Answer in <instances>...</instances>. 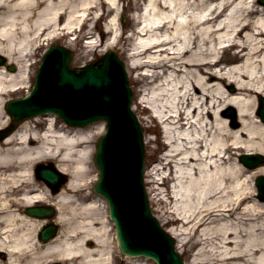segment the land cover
<instances>
[{
	"label": "bare ground",
	"instance_id": "6f19581e",
	"mask_svg": "<svg viewBox=\"0 0 264 264\" xmlns=\"http://www.w3.org/2000/svg\"><path fill=\"white\" fill-rule=\"evenodd\" d=\"M105 7L113 13L109 29L115 36L105 39L102 32V39L105 46L117 47L124 39L119 0H0V53L18 66L17 73L0 67V129L10 119L3 110L8 91L29 77V47L41 44L43 35L45 40L57 35L58 29L71 32ZM143 10L131 35L128 68L147 67L136 81L150 79L145 85L151 84L153 115L169 127L163 159L174 163L171 176L177 180L164 192L162 182L150 181L157 184L154 202L163 207L161 217L185 249L194 246L185 239L200 238L191 264H264V203L247 184L264 173V166L247 169L236 158L243 152L264 154V121L257 112L264 96V4L144 0ZM220 61L227 67H220ZM228 85L234 86L233 93ZM229 108L237 120L223 115ZM39 119L24 121L0 139V251L8 255L0 264H112L114 242L103 215L105 203L89 200L87 192L96 134L57 127L53 115L42 132L32 125ZM237 121L240 126H233ZM46 159L71 175L56 196L34 177L35 165ZM165 170L161 163L153 173ZM35 199L59 210L56 221L62 229L47 244L37 237L43 220L25 213ZM89 240L96 247L87 246Z\"/></svg>",
	"mask_w": 264,
	"mask_h": 264
},
{
	"label": "water",
	"instance_id": "95a60500",
	"mask_svg": "<svg viewBox=\"0 0 264 264\" xmlns=\"http://www.w3.org/2000/svg\"><path fill=\"white\" fill-rule=\"evenodd\" d=\"M62 53L63 51L60 50ZM110 58H114L111 56ZM119 66L121 68L122 64L118 61H112L111 59H103L99 64H93L89 68L71 70L69 60H60L59 64L56 65L51 71L48 79L43 77L42 82H40L39 87L36 92L40 91L43 97H46L48 93H55L58 97L65 98L67 100H75L76 97L69 94V90H75L76 94L82 96L83 98H88L89 105L85 106V100L80 101L81 107L79 110L82 112H76L74 109L66 104L52 101L50 97H47L48 105L52 107L53 111H57L62 115L67 121L71 123L84 124L95 119L106 118L109 121V133L102 139L98 145V154L96 157L97 165L101 170L102 178L97 186V191L103 193L107 198L110 199L113 217L118 223V232L120 234V239L122 241V246L125 251H132L128 247V244L133 241L134 231L127 220H123L122 210L119 205L127 207H135L132 204L134 201H139L144 203V215L148 221H152L151 228L155 229V224L153 219L150 217V213L147 208V201L145 194L140 190H135L137 195H128L122 190V185L119 182V156L114 153V148L116 147L115 142L119 141V131H128L132 129L131 123L134 122L129 110L130 96L129 90L124 87V78L122 77ZM123 71V69H122ZM124 73V71H123ZM125 77V75H124ZM126 82V79H125ZM111 91L110 94H108ZM35 92V93H36ZM68 92V93H67ZM122 97L126 98V106L121 101L120 94ZM126 93L127 96L125 95ZM40 94V93H39ZM37 94H33L32 102L37 98ZM56 97V98H58ZM60 99V98H58ZM96 102L102 103L101 112L95 110ZM125 107V108H124ZM87 110V112H85ZM131 116V118H130ZM138 130V129H137ZM138 130V137L134 140L136 147H142L141 132ZM119 151V147L117 149ZM47 174V173H45ZM113 180V183L117 184L116 187L111 186L109 181ZM107 184V189L104 187ZM110 190V192H108ZM131 191V190H130ZM131 194V192L129 193ZM142 211V210H141ZM28 212L32 215L43 216L46 214H51V210L45 209H29ZM143 212V211H142ZM55 231L54 228L45 229L42 232L44 238L49 237ZM137 253H145L152 255L148 249L139 248ZM174 257V256H173Z\"/></svg>",
	"mask_w": 264,
	"mask_h": 264
},
{
	"label": "rangeland",
	"instance_id": "374dc122",
	"mask_svg": "<svg viewBox=\"0 0 264 264\" xmlns=\"http://www.w3.org/2000/svg\"><path fill=\"white\" fill-rule=\"evenodd\" d=\"M137 3L136 2H133L132 0H123V6H122V8H123V14L121 13L120 14V17L122 18L123 17V15H124V13L126 14V22L125 23H123V24H125V31H124V39H123V41L120 43V44H118V46H117V49L119 50V53L121 54V57H123V59H124V57L126 58V54H127V52H126V50H129L131 47H132V45H133V41L131 40V39H129V35H130V33H131V29H132V22H131V19H130V14H131V12L133 11V10H135L136 8H137V5H136ZM109 20H110V18H109ZM102 22V23H101ZM107 23V20L106 19H104V18H102L101 19V21H99V22H97V27H95V23H90V28H88V29H90L89 30V32L92 30L93 32L94 31H96V30H99L100 28H102V29H105V30H107L108 29V25L106 24ZM88 29H86V31L88 30ZM106 34H107V36L108 37H110L111 36V34H108V32H106ZM96 38H97V36H96ZM92 41H94L95 43H93L92 42V44L90 45V44H88V45H85V44H83L82 42H77V41H71V39H70V36H68V37H65L64 39H61L60 41H58V43H61V44H66V45H70V46H72L73 47V49L75 50V52H76V55H75V59H74V61H73V65H75V66H79V65H82V64H85V63H88L90 60H94V59H97L98 57H100L103 53H104V51L106 50V46H105V44H103V45H99V47H96V44H97V42H98V39H92ZM98 44H99V42H98ZM30 48L31 47H29V51H30ZM44 49H45V46H42V47H40V48H38V49H32V51H34V55H32V57H31V59H32V61L33 60H35V61H38L39 59H40V57H41V55L43 54V51H44ZM37 63H35V64H33L31 67H30V73H31V77L34 75V72L36 71V69H37ZM144 70V69H143ZM142 69L140 70V71H143ZM133 73V74H132ZM135 73H137V70L136 71H132L131 72V77H130V81H131V85L133 86V89H134V92L137 94L138 93V91L140 90V86H136L135 84H134V77H133V75H135ZM230 86V85H229ZM232 86V85H231ZM146 89H147V92L149 91V93L147 94V95H145L146 96V98L148 99V100H152V95H151V93H150V85L149 86H144ZM25 94V89H23V90H21V91H18V92H12L11 94H9L8 96H6L7 97V100L8 99H10V98H16V97H20V96H23ZM135 94V95H136ZM145 105H141L139 102H138V98H136V96H135V100H134V108H135V112H136V114L139 116V118H140V120H141V122H142V124H143V128H144V131H145V136H146V150H147V160H148V166H149V168L151 167V165H149L150 164V162H153L155 159H156V157H157V155L159 156L160 155V153L158 152H156L155 154H154V150H155V147H157L159 144H157V142H155L154 141V139H155V134L157 133V131H158V128H157V124H156V122H154V121H152V119H151V117H150V113H148V111H146V109H145V107H144ZM230 109V108H229ZM229 109H227V110H225L224 111V113H223V115H225V116H231V118L233 119V117H232V115H234L235 114V120H237L236 119V111H235V113H234V111H230ZM58 122H60V121H58ZM60 125H61V123H60ZM233 126H235V127H239L240 126V124L238 123V121H237V123L235 122L234 123V125ZM100 127H101V125H100V123H97V124H94L88 131L90 132H93V135H95L96 134V136H95V138H94V141H93V144H92V147H93V151H94V146H95V142H96V140H97V138H98V135H100V134H98L99 132H100ZM149 140H151V142H149V143H147V141H149ZM48 161H50V160H48ZM47 161V162H48ZM46 161L44 162V163H47ZM56 164V163H55ZM92 170H93V173H92V182H93V178L97 175V169H96V167H95V165H94V163L92 162L91 163V167H90ZM151 169H152V167H151ZM34 170V169H33ZM149 172V171H148ZM155 176H156V174H154ZM152 178L154 179V177H152V175H150V173H149V175H147L146 176V184H147V187L149 188H151V189H149L150 190V194H151V196L153 197L154 196V198H153V200H151V204H152V207H153V210H154V213L157 215V217H159V219H160V221L163 223V225L165 226V228H167L168 230L172 227V225H169V224H166V220L164 219V218H162L161 217V212L163 211V207L162 206H158V205H156L155 204V202H154V199H155V191L153 190V187H156L157 186V184L156 183H154V185L150 182L151 180H152ZM255 176L254 177H252L251 179H248L247 180V184H249L250 186L252 185V186H254V181H252V180H255ZM152 185H151V184ZM40 184H42V186L43 187H47L46 185H45V183H43V182H41ZM162 189H160L161 191H163L164 192V189H166L167 188V186H166V184L164 185V187H161ZM47 189L49 190V188L47 187ZM90 190H92V189H90ZM90 190H88V191H90ZM158 190V189H157ZM49 193H51L50 192V190H49ZM161 197H163V199H165L166 200V196L165 195H163L162 194V196ZM98 198V197H97ZM175 205V204H174ZM104 206V205H103ZM178 206V205H177ZM167 208L169 207L170 209H172V206L171 205H167L166 206ZM166 207H165V209H166ZM181 211H183L181 208H180V210L178 211V212H180L179 213V215H182L181 214ZM105 212V213H104ZM183 213V212H182ZM103 215H107V208H105L104 207V211H103ZM54 221L56 220V217H54V219H53ZM46 221H48L49 222V220H46ZM44 222V221H43ZM42 222V225L43 224H46V223H48V222H44L43 223ZM56 222V221H55ZM58 223V222H57ZM176 225V227H178V225H177V223H175ZM112 225V224H111ZM61 226V225H60ZM180 226H181V224H180ZM39 229H41V226L39 227ZM113 232V231H112ZM112 232L110 233V235L112 236ZM114 234V233H113ZM112 238H113V236H112ZM113 240V239H112ZM195 239H193V241H194ZM114 241V240H113ZM92 242V241H91ZM90 242V240L89 241H87L86 242V244H87V246H89V247H92V248H94V247H96V243H91ZM113 246H115L114 248H115V250H116V254H117V256H118V261H117V264H131V263H136V262H140L141 264H153L152 263V261H149V260H146V259H142V260H137V261H135V260H130V259H128V258H126L125 256H123V255H121L120 254V252H119V250H118V248H117V245H116V243L115 244H113ZM180 250H181V248H180ZM198 250V247L197 248H193V250H192V252L191 253H189V254H187V257H188V260L190 259V254H192V253H194V252H196ZM207 250H212V249H207ZM1 255H2V252L0 253ZM200 255H199V257L197 258V260H200L201 259V254H202V252L201 253H199ZM0 255V258H2V260H4L3 259V257ZM8 257V256H7ZM5 260H6V258H5ZM137 264V263H136Z\"/></svg>",
	"mask_w": 264,
	"mask_h": 264
}]
</instances>
